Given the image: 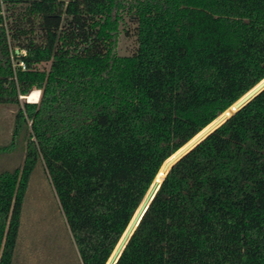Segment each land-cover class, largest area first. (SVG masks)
Here are the masks:
<instances>
[{
    "label": "trees",
    "instance_id": "16d2710c",
    "mask_svg": "<svg viewBox=\"0 0 264 264\" xmlns=\"http://www.w3.org/2000/svg\"><path fill=\"white\" fill-rule=\"evenodd\" d=\"M4 2L24 160L0 170V264L39 162L82 264H107L165 162L264 80V0ZM115 264H264V89L172 165Z\"/></svg>",
    "mask_w": 264,
    "mask_h": 264
},
{
    "label": "rangeland",
    "instance_id": "374dc122",
    "mask_svg": "<svg viewBox=\"0 0 264 264\" xmlns=\"http://www.w3.org/2000/svg\"><path fill=\"white\" fill-rule=\"evenodd\" d=\"M130 32L123 31L121 35L118 47L121 54H129L136 48L133 27ZM17 109L14 105L0 104V147L11 145L0 153L1 171L15 170L24 160L23 136L13 144ZM14 263L80 264L76 245L42 162L31 175L23 202Z\"/></svg>",
    "mask_w": 264,
    "mask_h": 264
},
{
    "label": "water",
    "instance_id": "95a60500",
    "mask_svg": "<svg viewBox=\"0 0 264 264\" xmlns=\"http://www.w3.org/2000/svg\"><path fill=\"white\" fill-rule=\"evenodd\" d=\"M264 89V80L261 81L257 86H255L250 92H248L244 97H242L238 102L229 107L222 115H220L215 121H213L209 126H207L203 131H201L197 136H195L190 142H188L184 147H182L178 152H176L171 158H169L162 167L161 181H154L150 190L148 191L144 201L135 213L131 223L129 224L127 230L125 231L123 237L121 238L119 244L117 245L115 251L110 257L107 264H115L119 259L124 247L127 244L130 236L133 234L137 225L139 224L143 214L149 206L151 199L154 197L156 191L159 189L165 175L170 170L172 165L178 161L182 156H184L188 151H190L196 144H198L203 138L214 131L219 125H221L226 119L234 115L245 103H247L251 98H253L257 93ZM26 99L25 97H23ZM161 172V171H160ZM159 172V174H160ZM157 175L160 176V175ZM156 177V178H157ZM156 180V179H155Z\"/></svg>",
    "mask_w": 264,
    "mask_h": 264
},
{
    "label": "bare ground",
    "instance_id": "6f19581e",
    "mask_svg": "<svg viewBox=\"0 0 264 264\" xmlns=\"http://www.w3.org/2000/svg\"><path fill=\"white\" fill-rule=\"evenodd\" d=\"M39 93H41L40 92V90H34V91H32L29 95H27V96H25V98L26 99H28L29 101H38L37 99H38V97H39ZM41 96V95H40ZM162 173V169H161V172H160V176H158L157 178H156V180H154V181H161V175H163V174H161ZM115 251V250H114Z\"/></svg>",
    "mask_w": 264,
    "mask_h": 264
},
{
    "label": "built area",
    "instance_id": "2783aa9c",
    "mask_svg": "<svg viewBox=\"0 0 264 264\" xmlns=\"http://www.w3.org/2000/svg\"><path fill=\"white\" fill-rule=\"evenodd\" d=\"M0 15L6 17V8L4 0H0Z\"/></svg>",
    "mask_w": 264,
    "mask_h": 264
},
{
    "label": "crops",
    "instance_id": "0c3cea01",
    "mask_svg": "<svg viewBox=\"0 0 264 264\" xmlns=\"http://www.w3.org/2000/svg\"><path fill=\"white\" fill-rule=\"evenodd\" d=\"M49 180H50V179H49ZM17 245H18V243H17ZM76 249H77V247H76ZM77 252H78V249H77ZM78 258H79V260H80V264H82V261H81V259H80L79 252H78Z\"/></svg>",
    "mask_w": 264,
    "mask_h": 264
}]
</instances>
